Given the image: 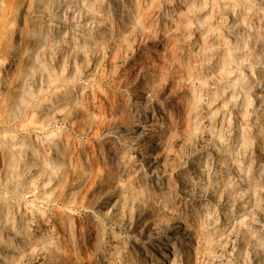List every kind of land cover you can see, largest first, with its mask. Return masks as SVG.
<instances>
[{"label": "rangeland", "instance_id": "rangeland-1", "mask_svg": "<svg viewBox=\"0 0 264 264\" xmlns=\"http://www.w3.org/2000/svg\"><path fill=\"white\" fill-rule=\"evenodd\" d=\"M0 264H264V0H0Z\"/></svg>", "mask_w": 264, "mask_h": 264}, {"label": "bare ground", "instance_id": "bare-ground-1", "mask_svg": "<svg viewBox=\"0 0 264 264\" xmlns=\"http://www.w3.org/2000/svg\"><path fill=\"white\" fill-rule=\"evenodd\" d=\"M136 122V121H135ZM138 124V123H137ZM140 124V123H139ZM136 125V124H135ZM141 125V124H140ZM126 126V125H125ZM134 126V125H133ZM133 126H131V127H133ZM140 127V126H139ZM129 137V136H128ZM154 149H156V148H154ZM144 152H142L141 153V155L142 156H145L147 153H150L149 151H146L145 149L143 150ZM146 151V152H145ZM156 226V225H155ZM176 231V230H175ZM178 231V230H177ZM181 242V241H180ZM182 244H189L190 242H189V240H187V239H184V240H182V242H181Z\"/></svg>", "mask_w": 264, "mask_h": 264}]
</instances>
